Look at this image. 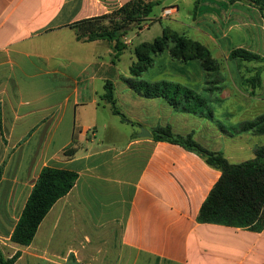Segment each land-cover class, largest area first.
Here are the masks:
<instances>
[{
    "label": "crops",
    "instance_id": "crops-1",
    "mask_svg": "<svg viewBox=\"0 0 264 264\" xmlns=\"http://www.w3.org/2000/svg\"><path fill=\"white\" fill-rule=\"evenodd\" d=\"M129 1L0 0L4 254L10 258L21 250L16 264L29 258L33 264H264V230L198 222L221 172L178 144L154 139L157 129L170 127L177 135L192 134L232 164L255 157L264 136L239 133L238 127L264 115V63L229 56L246 49L264 57L261 12L243 2L203 0L211 8L203 21L222 28L223 38L200 28V22L191 37L243 68L241 85L186 86L197 98L172 106L129 85L131 72L121 69L114 43L79 41L72 27L111 14ZM127 36L122 39L126 46ZM258 71L261 86L245 85ZM181 77L192 82L191 75ZM107 81L114 84L117 110L125 108L136 120L133 134H122L112 122L102 123V109L111 107L103 99ZM187 105L196 113L185 111ZM119 112L124 120L112 110L120 123H129ZM99 128L105 130L102 140ZM141 128L152 137H141ZM45 167L73 171L78 181L51 209L31 246L22 248L11 243V236Z\"/></svg>",
    "mask_w": 264,
    "mask_h": 264
},
{
    "label": "trees",
    "instance_id": "trees-1",
    "mask_svg": "<svg viewBox=\"0 0 264 264\" xmlns=\"http://www.w3.org/2000/svg\"><path fill=\"white\" fill-rule=\"evenodd\" d=\"M163 0H131L120 9L101 17L83 20L72 27L76 30L79 41L93 42L104 40L114 43L115 57H119L127 46L123 37L132 26L141 30L154 8ZM201 0H196V9ZM230 3L243 0H227ZM249 4L259 9L264 18V0H252ZM163 28V36L153 42H144L135 49L136 61L130 68L132 78L128 80L131 87L146 98H164L172 106L191 104L197 96L186 86L165 81L149 83L139 81V78L152 66L153 56L161 54L168 47L170 40L174 43V56L187 61L203 59V65L209 69L208 63L212 52L196 40L174 34ZM230 60L242 62L264 63V57L246 49H235L230 53ZM213 69H216L214 66ZM216 71V70H215ZM261 72L247 79L245 85L253 89L261 86ZM104 101L111 105L113 113L120 114L116 107L114 84L107 81ZM190 105L184 106L187 112L196 113ZM238 132H253L264 136V115L256 122L243 123ZM154 139L159 142L178 144L188 151L199 155L212 168L221 172V178L211 190L202 205L198 222L201 224H216L234 228H249L252 231L264 230V146L255 149V157L249 161L232 164L221 152L205 149L192 134L181 136L174 134L170 127L159 128L154 132ZM74 150H71L73 152ZM68 153V152H66ZM4 166L0 167V181ZM78 174L64 169L45 167L34 185L23 213L11 236V243L22 247H30L38 229L54 205L67 196L78 181ZM22 255L19 250L12 257H7L0 246V264H16ZM73 259V257H70Z\"/></svg>",
    "mask_w": 264,
    "mask_h": 264
},
{
    "label": "rangeland",
    "instance_id": "rangeland-1",
    "mask_svg": "<svg viewBox=\"0 0 264 264\" xmlns=\"http://www.w3.org/2000/svg\"><path fill=\"white\" fill-rule=\"evenodd\" d=\"M251 1L252 0H243L242 2L244 5L248 6ZM195 2L196 0H163L159 6L154 8L148 20L144 22V31L140 32V28L137 25L132 26L128 32L127 39L125 40L128 41V49L121 56H119L121 69L129 73L133 61H136L135 49L144 42H153L158 37H162L164 27L171 30V37L176 34L179 36H185L187 39L192 40L193 38L191 37V32H193L192 30L198 25V22H200V28L203 30L206 29L213 35H216L219 39L223 38L222 28L211 25L209 21H203L204 13L211 11V8H208V10L205 8L207 2L205 3L201 0L197 9ZM165 7H175L178 12L176 14V11H173L171 14L167 15L166 18L162 19V14L166 10L164 9ZM238 8L242 9L243 7L238 6ZM223 24L226 29L224 22ZM170 41L171 42H169L168 47H166L161 54L153 56L152 66L139 78V81L149 83L165 81L173 84L179 83L189 87H192L196 83L201 85L202 82H204L205 85L216 87L219 85L231 86L235 85V83L236 85H241L238 77L241 72L244 73L243 68L237 67L234 63L230 62L225 55L212 53L211 59L208 63L209 69H207L203 65V59H189L187 61H183L175 57L173 52L174 43L172 40ZM214 66H216V69H213ZM185 74L193 77L191 80L193 83L188 82L187 78L181 77ZM230 75L234 76V81L231 83L228 81ZM102 104L104 103L102 102ZM124 109L125 108H119V111L126 115V121L129 123H120V117L115 116L112 113L110 106H105V108L102 109L100 118L102 119V123L112 122L113 126L119 128L122 134L125 133L126 135H130L137 131L138 126L135 124L136 120L132 118L133 116L127 114ZM235 113H238V111H235ZM132 122L134 123L133 125L130 124ZM232 122L234 124L233 119ZM224 124L227 125V122ZM142 129L143 128H141L140 132H142ZM230 129V131L234 133L236 128L232 127ZM100 132L101 135L98 139L102 140V138L105 137V130L102 128ZM261 140L264 141V137L263 139L261 138ZM22 264L33 263L29 258L25 259Z\"/></svg>",
    "mask_w": 264,
    "mask_h": 264
},
{
    "label": "water",
    "instance_id": "water-1",
    "mask_svg": "<svg viewBox=\"0 0 264 264\" xmlns=\"http://www.w3.org/2000/svg\"><path fill=\"white\" fill-rule=\"evenodd\" d=\"M140 136L141 137H152V134L150 132H148L147 130L142 129Z\"/></svg>",
    "mask_w": 264,
    "mask_h": 264
},
{
    "label": "built area",
    "instance_id": "built-area-1",
    "mask_svg": "<svg viewBox=\"0 0 264 264\" xmlns=\"http://www.w3.org/2000/svg\"><path fill=\"white\" fill-rule=\"evenodd\" d=\"M174 10L172 8H168L164 11V16L166 17L167 15L171 14ZM89 131H92L91 129Z\"/></svg>",
    "mask_w": 264,
    "mask_h": 264
}]
</instances>
